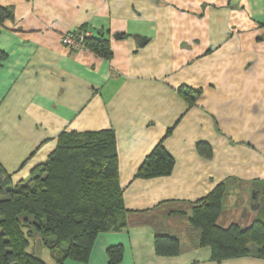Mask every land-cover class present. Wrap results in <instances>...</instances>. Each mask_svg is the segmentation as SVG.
Returning a JSON list of instances; mask_svg holds the SVG:
<instances>
[{
    "label": "crops",
    "instance_id": "1",
    "mask_svg": "<svg viewBox=\"0 0 264 264\" xmlns=\"http://www.w3.org/2000/svg\"><path fill=\"white\" fill-rule=\"evenodd\" d=\"M0 5L15 13L0 27V164L14 184L48 160L64 132L116 135L126 226L100 233L86 263L64 264H108L115 245L124 248L119 264H264L214 262L209 247L179 233L183 213L219 184V226L264 224V0ZM84 28L107 41L110 57L63 46L64 34ZM181 89L194 92L192 106ZM163 139L173 173L137 177ZM160 235L177 236L181 253L158 256Z\"/></svg>",
    "mask_w": 264,
    "mask_h": 264
},
{
    "label": "trees",
    "instance_id": "2",
    "mask_svg": "<svg viewBox=\"0 0 264 264\" xmlns=\"http://www.w3.org/2000/svg\"><path fill=\"white\" fill-rule=\"evenodd\" d=\"M14 18L13 7L0 5V27ZM87 47L104 57L112 55L107 41L94 34L87 39ZM5 57L0 51V60ZM180 91L192 106L194 92ZM172 131L169 129L167 136ZM174 168L175 160L163 139L145 159L137 177L169 176ZM12 175L0 164V264H47L28 251L30 241L39 236L56 264L69 259L86 263L100 233L126 226L117 141L112 130L64 132L55 151L28 180L14 184ZM224 196L225 187L219 184L195 202L190 214L183 213L191 232L189 243L195 248L209 247L211 260L217 263L246 256L264 259L262 222L246 228L238 224L219 226ZM155 252L161 257L178 256L181 241L177 236H157ZM123 254L122 245L108 248V264H119Z\"/></svg>",
    "mask_w": 264,
    "mask_h": 264
},
{
    "label": "built area",
    "instance_id": "3",
    "mask_svg": "<svg viewBox=\"0 0 264 264\" xmlns=\"http://www.w3.org/2000/svg\"><path fill=\"white\" fill-rule=\"evenodd\" d=\"M93 36L89 29L75 30L62 36V44L69 50H82L86 48V41Z\"/></svg>",
    "mask_w": 264,
    "mask_h": 264
},
{
    "label": "rangeland",
    "instance_id": "4",
    "mask_svg": "<svg viewBox=\"0 0 264 264\" xmlns=\"http://www.w3.org/2000/svg\"><path fill=\"white\" fill-rule=\"evenodd\" d=\"M186 223V219H183L182 222ZM182 228H185L184 230ZM180 232L182 233L187 239L191 236V232H189L188 229H186V226L184 224V227H180ZM28 251L31 253H34L38 258L44 260L47 264H56L51 252L44 246L42 238L36 237L30 241V246L28 248Z\"/></svg>",
    "mask_w": 264,
    "mask_h": 264
},
{
    "label": "water",
    "instance_id": "5",
    "mask_svg": "<svg viewBox=\"0 0 264 264\" xmlns=\"http://www.w3.org/2000/svg\"><path fill=\"white\" fill-rule=\"evenodd\" d=\"M253 198H256V197L253 196ZM257 207H259V204H255V205L253 206L254 209H256Z\"/></svg>",
    "mask_w": 264,
    "mask_h": 264
}]
</instances>
